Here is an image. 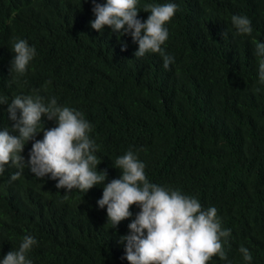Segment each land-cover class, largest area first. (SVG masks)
I'll use <instances>...</instances> for the list:
<instances>
[{
    "label": "trees",
    "instance_id": "trees-1",
    "mask_svg": "<svg viewBox=\"0 0 264 264\" xmlns=\"http://www.w3.org/2000/svg\"><path fill=\"white\" fill-rule=\"evenodd\" d=\"M164 3L177 5L162 46L174 57L168 69L158 53L135 58L129 34L93 29L92 0H0V96L55 98L92 125L103 165L138 152L163 187L215 207L230 229L227 258L207 264H248L242 245L251 264H264V84L255 55L264 43V0H138L137 18L151 14L145 5ZM233 15L251 20V35L236 33ZM19 39L36 50L23 76L5 67ZM12 123L0 105V130L12 132ZM42 139L43 131L25 144V161ZM16 171L9 165L0 175V261L31 235L32 264H129L120 237L129 234L137 205L113 228L95 186L65 198L49 176L25 168L11 181Z\"/></svg>",
    "mask_w": 264,
    "mask_h": 264
},
{
    "label": "clouds",
    "instance_id": "clouds-1",
    "mask_svg": "<svg viewBox=\"0 0 264 264\" xmlns=\"http://www.w3.org/2000/svg\"><path fill=\"white\" fill-rule=\"evenodd\" d=\"M92 2L93 29L102 32L108 26L119 36L129 34L138 45L135 58L151 52L162 57L165 69L174 63V57L162 46L169 36L165 25L175 15L176 4L145 5L144 11L151 14L142 22L137 18L138 0ZM9 15L12 12L5 14L6 19ZM231 23L238 35H251L253 31L246 16L233 15ZM12 52L13 59L5 67L11 64L10 74L23 76L36 50L19 39ZM255 55L260 58L259 82L264 84V43H256ZM0 105H7L8 119L13 121L12 132L0 130V175L10 165L17 169L10 180L16 181L27 168L39 179L49 176L57 181L55 187L66 190L65 198L74 189L86 193L95 186L94 192H103L97 205L101 209L106 206L107 220L113 228L130 218L131 206L137 205L140 211L128 225L129 234L120 237L121 242H126L125 258L129 264H207L214 256L227 258L223 244L230 229L222 228L218 210L215 207L205 210L197 198L184 195L179 189L163 187L160 179L150 177L152 170L138 152L129 150L112 165H103L95 154L98 145L89 136L92 125L82 113L59 106L55 98L44 102L39 95H18L11 102L0 96ZM41 131L43 139L35 140L25 161L21 155L25 144ZM36 244L34 237L25 235L19 248L4 255L0 264H32L28 254ZM239 252L251 264L249 249L242 245Z\"/></svg>",
    "mask_w": 264,
    "mask_h": 264
}]
</instances>
